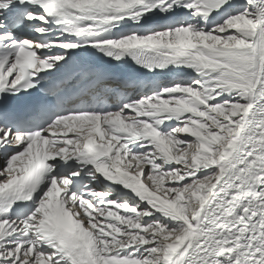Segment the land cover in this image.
I'll list each match as a JSON object with an SVG mask.
<instances>
[{
    "label": "snow or ice",
    "instance_id": "1",
    "mask_svg": "<svg viewBox=\"0 0 264 264\" xmlns=\"http://www.w3.org/2000/svg\"><path fill=\"white\" fill-rule=\"evenodd\" d=\"M0 264H264V0H0Z\"/></svg>",
    "mask_w": 264,
    "mask_h": 264
}]
</instances>
